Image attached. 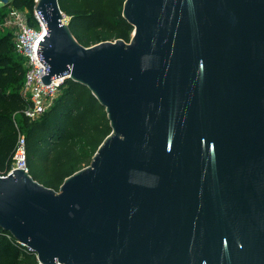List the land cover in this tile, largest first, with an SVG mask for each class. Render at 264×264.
Returning <instances> with one entry per match:
<instances>
[{
    "label": "water",
    "instance_id": "95a60500",
    "mask_svg": "<svg viewBox=\"0 0 264 264\" xmlns=\"http://www.w3.org/2000/svg\"><path fill=\"white\" fill-rule=\"evenodd\" d=\"M35 10L43 83L85 85L111 131L57 191L0 176V228L41 264H264V0H124L129 42L89 47Z\"/></svg>",
    "mask_w": 264,
    "mask_h": 264
},
{
    "label": "trees",
    "instance_id": "16d2710c",
    "mask_svg": "<svg viewBox=\"0 0 264 264\" xmlns=\"http://www.w3.org/2000/svg\"><path fill=\"white\" fill-rule=\"evenodd\" d=\"M75 39L85 47L102 41L129 42L133 26L122 16L124 0H58ZM33 0H9L31 16ZM22 59L9 33L0 34V174L10 169L18 136L25 142L28 173L58 190L63 179L87 166L111 127L104 107L83 84L64 80L53 103L38 119L23 114ZM0 228V264H36L35 254L16 244Z\"/></svg>",
    "mask_w": 264,
    "mask_h": 264
},
{
    "label": "built area",
    "instance_id": "2783aa9c",
    "mask_svg": "<svg viewBox=\"0 0 264 264\" xmlns=\"http://www.w3.org/2000/svg\"><path fill=\"white\" fill-rule=\"evenodd\" d=\"M33 1L35 4L31 16L26 15V9L9 6V11L3 20V27L13 29V48L15 53L22 59L24 79L20 92L28 103L23 110V114L30 120L38 119L50 107L60 92V86L68 78V74H66L50 79L48 84H44L42 81L41 77L45 75V65L38 58L35 53L36 47L33 46L35 40L43 33L44 28L42 19L35 10L38 0ZM15 168H25L24 170L27 171L25 142L22 134L18 136L10 169L6 174H0V176H6ZM7 237L18 244L10 234H7ZM18 245L24 247L26 251L32 252L25 245ZM34 254L36 264H41L36 253Z\"/></svg>",
    "mask_w": 264,
    "mask_h": 264
},
{
    "label": "rangeland",
    "instance_id": "374dc122",
    "mask_svg": "<svg viewBox=\"0 0 264 264\" xmlns=\"http://www.w3.org/2000/svg\"><path fill=\"white\" fill-rule=\"evenodd\" d=\"M8 11H9V6H7V3L4 4V3H2L0 1V34L9 33L10 36H11V40H12V38H13V29H10L8 27H3V20L5 19V16L7 15ZM23 11L25 12V10H23ZM28 14L29 13L27 12L26 15H28Z\"/></svg>",
    "mask_w": 264,
    "mask_h": 264
},
{
    "label": "crops",
    "instance_id": "0c3cea01",
    "mask_svg": "<svg viewBox=\"0 0 264 264\" xmlns=\"http://www.w3.org/2000/svg\"><path fill=\"white\" fill-rule=\"evenodd\" d=\"M7 6H10V5H9V1H8V3H7Z\"/></svg>",
    "mask_w": 264,
    "mask_h": 264
}]
</instances>
